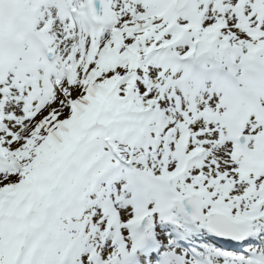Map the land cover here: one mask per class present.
<instances>
[{
    "label": "snow or ice",
    "instance_id": "snow-or-ice-1",
    "mask_svg": "<svg viewBox=\"0 0 264 264\" xmlns=\"http://www.w3.org/2000/svg\"><path fill=\"white\" fill-rule=\"evenodd\" d=\"M0 264H264V0H0Z\"/></svg>",
    "mask_w": 264,
    "mask_h": 264
}]
</instances>
